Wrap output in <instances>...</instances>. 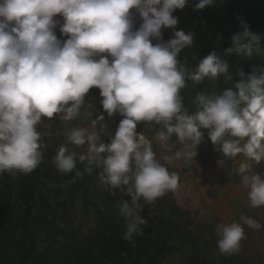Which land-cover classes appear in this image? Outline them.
Here are the masks:
<instances>
[{"label": "clouds", "instance_id": "clouds-1", "mask_svg": "<svg viewBox=\"0 0 264 264\" xmlns=\"http://www.w3.org/2000/svg\"><path fill=\"white\" fill-rule=\"evenodd\" d=\"M189 0H0V176L28 175L43 162L45 144L37 130L43 119L65 123L80 115L92 88L99 89L103 113L122 119L114 133L105 115L88 126L66 131V141L51 163L67 175L84 165L98 170L99 186L113 196L124 221L122 239L134 244L147 220L145 205L171 193L182 202L180 175L160 163L153 140L167 152V163L197 156L204 132L220 153L218 165L238 156L264 161V68L250 74L236 70L233 88L199 91L194 109L184 105L182 90L205 81L229 83L233 72L226 59L211 52L195 68L180 59L193 43L182 30L164 41V30L178 23L174 12ZM212 0H199L202 10ZM60 16V20L54 17ZM140 20L134 28V18ZM65 40L57 38L56 28ZM234 34L224 56L264 57V39L245 23ZM155 41V43H153ZM138 124L159 126L152 140L137 132ZM108 137V142L102 141ZM71 146V147H70ZM218 146V147H217ZM84 150L77 152L74 149ZM242 164L240 170L243 171ZM75 180L70 181L74 183ZM253 208L264 206V178L241 177ZM125 197L129 199H125ZM240 222L215 227L217 250L231 256L241 250L245 226L259 231L257 220L241 215Z\"/></svg>", "mask_w": 264, "mask_h": 264}, {"label": "trees", "instance_id": "trees-1", "mask_svg": "<svg viewBox=\"0 0 264 264\" xmlns=\"http://www.w3.org/2000/svg\"><path fill=\"white\" fill-rule=\"evenodd\" d=\"M212 3L202 10H195L196 4L189 1L185 8L174 12L178 23L175 28L163 31V40L173 38L177 30L191 33L193 43L190 48L182 50L180 59L192 68L211 52L226 59L233 74L239 69L247 75L253 69L264 68V57L244 59L234 54L224 56V50L231 46L230 38L243 30L242 22L248 25L251 32L264 37V0H212ZM139 24L137 16L134 18V28H138ZM261 43L264 45V39ZM230 85L231 82L227 83V88H233ZM214 89H221L219 80L215 85L205 81L193 86L189 82L184 89L186 92L182 90L181 93L185 107L197 92H211ZM44 120L48 121L46 118ZM49 126L57 128L56 123H49ZM52 133L47 129L41 137L42 142L46 143L43 162L37 169L28 175H18L15 179L7 174L0 176V264H155L150 255V246L144 243L153 237L145 236L142 241L136 236L133 238L134 244L122 239L124 221L118 216L113 201L109 207L116 227L106 224L103 230L97 219L93 227L88 228L81 218L80 222L74 219L72 199L81 191L86 194L89 181L84 177L77 182L72 174L52 175L47 172L46 167L56 151L51 145L55 139ZM61 133L62 128L57 131L58 135ZM201 154L205 158L203 151ZM76 167L81 171L84 169V165L78 162ZM72 180L75 182L70 183ZM48 197H53L50 205L46 204ZM142 216L148 219L147 212H143ZM42 222L43 227L38 230L37 226ZM51 231L54 236L43 235ZM60 236L65 239V244L48 240L49 237Z\"/></svg>", "mask_w": 264, "mask_h": 264}, {"label": "rangeland", "instance_id": "rangeland-1", "mask_svg": "<svg viewBox=\"0 0 264 264\" xmlns=\"http://www.w3.org/2000/svg\"><path fill=\"white\" fill-rule=\"evenodd\" d=\"M182 186H183V190H184L185 195L183 197L181 204L182 205H188L191 207L197 206L199 203V194L192 192L189 189V186L185 185V183Z\"/></svg>", "mask_w": 264, "mask_h": 264}]
</instances>
